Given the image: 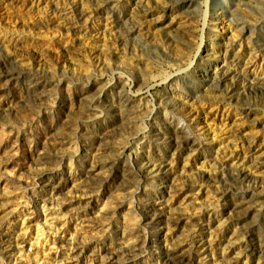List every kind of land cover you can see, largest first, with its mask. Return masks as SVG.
I'll list each match as a JSON object with an SVG mask.
<instances>
[{
	"label": "rangeland",
	"instance_id": "374dc122",
	"mask_svg": "<svg viewBox=\"0 0 264 264\" xmlns=\"http://www.w3.org/2000/svg\"><path fill=\"white\" fill-rule=\"evenodd\" d=\"M203 11L0 0V264H264V0Z\"/></svg>",
	"mask_w": 264,
	"mask_h": 264
},
{
	"label": "bare ground",
	"instance_id": "6f19581e",
	"mask_svg": "<svg viewBox=\"0 0 264 264\" xmlns=\"http://www.w3.org/2000/svg\"><path fill=\"white\" fill-rule=\"evenodd\" d=\"M211 9H212V0H204V11H203V16H202V23H201V43H200V47L201 48L203 46V44L205 43V38H204V33L206 31V28H207V25H208V19H209V16H210V12H211ZM195 63H197V61H193L188 65V66H184V68H181L180 71H185L189 68H192ZM194 68V67H193ZM135 249H133L134 251ZM137 252H132V255H136ZM111 257L110 259H114V255H111L109 256Z\"/></svg>",
	"mask_w": 264,
	"mask_h": 264
},
{
	"label": "water",
	"instance_id": "95a60500",
	"mask_svg": "<svg viewBox=\"0 0 264 264\" xmlns=\"http://www.w3.org/2000/svg\"><path fill=\"white\" fill-rule=\"evenodd\" d=\"M204 38H205V33H204Z\"/></svg>",
	"mask_w": 264,
	"mask_h": 264
}]
</instances>
